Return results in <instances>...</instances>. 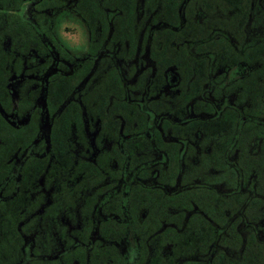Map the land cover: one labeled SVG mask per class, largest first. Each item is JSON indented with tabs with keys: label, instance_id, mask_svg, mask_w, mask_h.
I'll list each match as a JSON object with an SVG mask.
<instances>
[{
	"label": "flooded vegetation",
	"instance_id": "obj_1",
	"mask_svg": "<svg viewBox=\"0 0 264 264\" xmlns=\"http://www.w3.org/2000/svg\"><path fill=\"white\" fill-rule=\"evenodd\" d=\"M0 264H264V0H0Z\"/></svg>",
	"mask_w": 264,
	"mask_h": 264
}]
</instances>
